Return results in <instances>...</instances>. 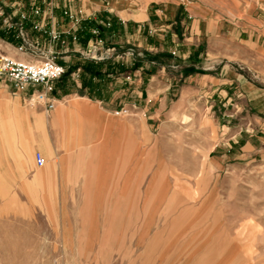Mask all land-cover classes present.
<instances>
[{
    "label": "crops",
    "instance_id": "1",
    "mask_svg": "<svg viewBox=\"0 0 264 264\" xmlns=\"http://www.w3.org/2000/svg\"><path fill=\"white\" fill-rule=\"evenodd\" d=\"M0 25L15 38L0 36V53L31 59L18 50L22 26L65 69L45 102L32 101L44 86L0 78V206L51 205L80 232H160L148 222L156 205L169 220L171 201L156 199L154 129L185 106L170 90L218 95L234 81L220 62L264 71V0H0ZM250 89L244 98L264 101Z\"/></svg>",
    "mask_w": 264,
    "mask_h": 264
},
{
    "label": "rangeland",
    "instance_id": "2",
    "mask_svg": "<svg viewBox=\"0 0 264 264\" xmlns=\"http://www.w3.org/2000/svg\"><path fill=\"white\" fill-rule=\"evenodd\" d=\"M257 67L220 62L234 81L218 95L170 90L185 106L154 129L156 199L171 201L169 220L156 205L148 222L160 232H80L51 205L0 206V264H264V101L243 92L264 98Z\"/></svg>",
    "mask_w": 264,
    "mask_h": 264
},
{
    "label": "built area",
    "instance_id": "3",
    "mask_svg": "<svg viewBox=\"0 0 264 264\" xmlns=\"http://www.w3.org/2000/svg\"><path fill=\"white\" fill-rule=\"evenodd\" d=\"M33 13L37 16L40 14V10L35 8ZM64 15L75 23H80V21L87 19L83 13H79L77 17L68 10L64 12ZM5 22H9L8 19H5ZM98 25L109 27L110 23L99 20ZM97 33L98 30H94V34ZM51 35L53 40L59 38L58 34ZM16 37L22 40V44L18 47V50L30 55L31 59L22 60L0 53V78L9 79L21 87L27 84L44 86L45 92H38L32 101L45 102L47 100V92H51L52 84L64 76L65 69L54 60L49 52L39 51L37 46L29 43L22 26L17 27ZM101 43L99 41V45ZM91 58H94V56ZM53 107L52 103L48 104V109H53ZM35 161L38 166H43L45 163L40 153L35 155Z\"/></svg>",
    "mask_w": 264,
    "mask_h": 264
},
{
    "label": "trees",
    "instance_id": "4",
    "mask_svg": "<svg viewBox=\"0 0 264 264\" xmlns=\"http://www.w3.org/2000/svg\"><path fill=\"white\" fill-rule=\"evenodd\" d=\"M0 36H1V37H6V36L4 35V32H0ZM6 39H7V37H6Z\"/></svg>",
    "mask_w": 264,
    "mask_h": 264
}]
</instances>
